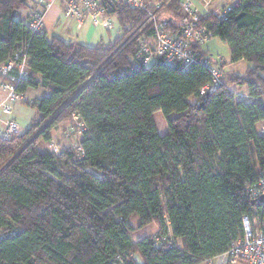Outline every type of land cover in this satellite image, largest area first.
<instances>
[{
	"label": "trees",
	"instance_id": "16d2710c",
	"mask_svg": "<svg viewBox=\"0 0 264 264\" xmlns=\"http://www.w3.org/2000/svg\"><path fill=\"white\" fill-rule=\"evenodd\" d=\"M27 1L0 0V64L24 50L29 72L15 91L36 111L22 132L0 135V228L16 229L0 239V264H197L242 236L244 214L264 231V202L247 192L264 172V0H235L221 18L197 5L229 63L247 64L240 74L222 61V84L204 95L203 62L134 63L152 32L145 11L110 5L116 35L83 44L31 30L18 15ZM149 1L180 29L182 0ZM38 89L47 95L28 97ZM63 122L80 139L57 148ZM151 224L154 234L132 237Z\"/></svg>",
	"mask_w": 264,
	"mask_h": 264
},
{
	"label": "built area",
	"instance_id": "2783aa9c",
	"mask_svg": "<svg viewBox=\"0 0 264 264\" xmlns=\"http://www.w3.org/2000/svg\"><path fill=\"white\" fill-rule=\"evenodd\" d=\"M203 7L210 5L211 0H197ZM55 2L62 4L63 16L67 22H74L80 28L86 18H89L93 26L110 28L113 17L110 15V5L123 3L132 8L143 10L147 14L144 25H150L151 35H142L138 39L137 48L133 54L136 65L149 67L155 62L161 64H177L181 69H187L195 62H203L210 70L212 80L200 88V94L204 95L222 84V71L220 64L223 61L212 60L200 52V48L211 38V32L201 23L199 8L195 0H182V16L179 19L180 29L172 28L169 20L160 17L163 9L162 3H150L149 0H40V12L32 14L27 21L28 27L33 31L43 32L44 16L54 6ZM217 9L219 17H223L227 10ZM143 26V25H142ZM29 58L23 49L13 54L12 58L0 64V90L5 93L0 102V109L10 113L12 104L25 99V96L15 91V85L28 76ZM235 98L249 100L250 96L235 87L227 88ZM74 119L76 117L74 116ZM264 130V129H262ZM20 132L18 123L14 119L3 121L0 135L4 138ZM54 148L53 144H50ZM247 192L254 201H259L264 196V172L257 181L248 186ZM242 236L231 242L228 250L211 258H206L197 264H264V231L258 227L257 218L248 214L242 215ZM16 234L15 228L2 230L0 239L12 237ZM159 242L168 240V236L157 238ZM114 264H122L117 260Z\"/></svg>",
	"mask_w": 264,
	"mask_h": 264
},
{
	"label": "rangeland",
	"instance_id": "374dc122",
	"mask_svg": "<svg viewBox=\"0 0 264 264\" xmlns=\"http://www.w3.org/2000/svg\"><path fill=\"white\" fill-rule=\"evenodd\" d=\"M35 1L36 0H28L27 1L28 6L22 8L20 12L18 13V15L25 19L27 13L30 12V6H33ZM215 1L216 2L218 1L219 4L215 6L213 5L210 11L217 10V9H224L226 6L233 3L235 0H215ZM195 2L198 6H200V11L202 10V8L204 9L203 4H201L200 2L197 3V0ZM87 26L88 25H85L83 29L75 31L76 34L73 37L75 41H78L79 43H83V44H95L100 40V36H101L102 40L104 42H107L109 39H112L116 35L117 30H118V23L116 21V18L113 17V24L109 28V30L99 27L100 25H98V28L95 29V32H96L95 39H93L92 42H90L88 39H86ZM55 30H56L55 35L63 37L64 39H68L67 36H63L62 34H60L59 29H55ZM48 36L50 37L51 35L48 34ZM203 48L204 50L207 51V53L210 55L212 60H215V61L219 59L223 60V62L225 63L224 70L234 71L240 74L244 72L245 67L247 65L245 62L236 63L235 65L230 66L229 49L227 45H225L219 40L218 37H212L211 39H209L203 45ZM236 85L237 84H232V85H229V87H235ZM29 92L30 93H28V97L31 96L30 94L41 97L43 95H47L48 93L46 90H43V89L29 90ZM35 112L36 111L32 107L22 102H14L12 104L11 113H12V116L16 119V122L18 123L19 128L21 129L20 132H22L23 128L25 127L27 128L30 125V119L34 116ZM155 119L157 121V126L159 127V130H161L160 132H163L166 129V124L164 122V118L161 115V113L157 112L155 115ZM79 132H80L79 128L77 129L71 128L70 123L63 122L55 129L53 133L52 143L57 148L65 147L63 144L65 142H68L69 145L71 144L75 145L79 142V135H80ZM39 148L42 151H46L51 147L50 145H47L46 143H40ZM152 230H153V225L151 224V226L149 225V227H146L142 229L140 232L135 233L132 237L134 239H138L141 236L149 235L150 232H152Z\"/></svg>",
	"mask_w": 264,
	"mask_h": 264
},
{
	"label": "crops",
	"instance_id": "0c3cea01",
	"mask_svg": "<svg viewBox=\"0 0 264 264\" xmlns=\"http://www.w3.org/2000/svg\"><path fill=\"white\" fill-rule=\"evenodd\" d=\"M217 4H219L218 1L216 2L215 0L214 1L211 0L210 5L207 7L208 10H210L213 5L215 6ZM27 6H28V4H27ZM202 10L207 11L206 8H204V9L202 8ZM40 11H41L40 0H36L34 5L30 6V12L27 13L25 19L26 20L30 19L33 13L40 12ZM212 11H214V10H212ZM85 25H88L87 26V32H86V39H88L90 42H92V40L95 39V33H96L95 29H97L98 26H93L91 24V21L89 18H86V20L84 21V23L82 24V26L80 28H77L76 24L74 22H67L63 16L62 4L60 2H55L54 6L44 16V27H45V32L47 34H50V35L55 34V31H56L55 29H59L60 34H62L63 36H67L68 39H72L74 41H75V39L73 37L76 34L75 31L83 29ZM99 27L106 29L103 26H99ZM100 40H102L101 36H100ZM240 62H242V61H239L237 63H240ZM235 64L236 63L230 64V66L231 65L233 66ZM240 90L245 91V89H240ZM28 93H30L29 90L27 91V95H28ZM30 95H31V97L34 96L33 94H30ZM4 97H5V93L0 90V102L4 99ZM11 116H12L11 112L7 113V112L3 111L2 109H0V128L3 127V121L6 119H10ZM54 131H55V129L52 131V138H53ZM79 139H80V135H79ZM63 144H64V146L69 145L68 142H65ZM152 225H153V230H152V232H150V234H154L157 230L156 226L154 224H152ZM144 236H146V235H144ZM141 237H143V236H141ZM141 237H139V238H141Z\"/></svg>",
	"mask_w": 264,
	"mask_h": 264
},
{
	"label": "water",
	"instance_id": "95a60500",
	"mask_svg": "<svg viewBox=\"0 0 264 264\" xmlns=\"http://www.w3.org/2000/svg\"><path fill=\"white\" fill-rule=\"evenodd\" d=\"M259 202H264V196H261V197L259 198ZM252 203L254 204L255 201L253 200Z\"/></svg>",
	"mask_w": 264,
	"mask_h": 264
}]
</instances>
